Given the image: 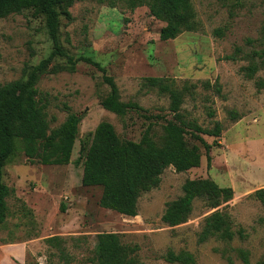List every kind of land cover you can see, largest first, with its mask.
Segmentation results:
<instances>
[{"label": "rangeland", "instance_id": "374dc122", "mask_svg": "<svg viewBox=\"0 0 264 264\" xmlns=\"http://www.w3.org/2000/svg\"><path fill=\"white\" fill-rule=\"evenodd\" d=\"M128 2L119 0L113 7L98 0L67 4L60 15L62 47L98 61L114 78L121 99L137 101L147 115L172 117L168 96L144 86L145 77L196 82L197 93L182 106L187 117L203 127L216 121L223 125L220 136L204 135L211 144L210 165L202 145L197 153L177 154L160 184L140 196L137 215L101 206L102 187L82 183L81 140L104 120L121 137L139 140L149 119L136 111L119 116L104 108L101 102L110 88L102 71L82 60L71 69L65 57L56 56L39 75L37 87L47 99L51 128L76 112L79 132L74 139H38L33 154L25 153L21 138L15 139L3 167L11 193L0 238L27 242L26 264H97L94 247L100 232H116L122 242L137 244L136 256L145 264H179L165 258L169 249L190 251L194 264H228L225 249L234 264H243L238 248L248 250L252 262L263 260L264 207L252 193L264 187V68L249 74L248 58L226 56L237 47L244 53L264 47V0H190L193 27L167 40L160 38L165 19L154 16L148 4ZM51 40L44 18L32 9L0 18V83L26 78L52 51ZM204 81L213 87L205 88ZM164 122L158 118L156 135ZM199 177L233 188L224 209L234 228H243V238L226 242L211 237L200 243L198 233L212 211L203 199L194 202L185 222L171 226L163 221L167 204L182 195L185 180ZM52 236L56 238L49 241Z\"/></svg>", "mask_w": 264, "mask_h": 264}, {"label": "trees", "instance_id": "16d2710c", "mask_svg": "<svg viewBox=\"0 0 264 264\" xmlns=\"http://www.w3.org/2000/svg\"><path fill=\"white\" fill-rule=\"evenodd\" d=\"M72 1L0 0V18L24 9H32L35 15L44 18L47 32L53 42L50 54L33 66L26 78L0 83V225H4L6 221V199L11 193L10 187L3 182V167L13 152L15 139L21 138L25 153L33 154L38 139H74L79 132L81 116L76 112H69L66 119L54 128H51L47 119L45 110L47 99L41 96L37 81L54 57H65L66 64L71 69L82 60L92 63L102 71L103 80L110 88L101 102L107 110L119 116H124L130 111L141 113L144 110L137 101L121 99L114 78L107 74L105 67L98 61L83 55L76 57L62 47L59 41L60 15ZM98 1L113 7L119 0ZM128 1L131 6L148 4L154 16L167 21L160 30V38L163 40L175 38L183 29L193 27L190 0ZM226 58L231 60L248 58L247 71L254 74L264 68V47L254 49L250 53H244L242 48L237 47ZM203 84L205 88L213 87L209 81H204ZM143 85L168 96V107L172 117L141 113L149 122L139 140L123 138L111 122L101 121L89 137L81 140L79 155V159L83 161V185L101 186L100 205L129 216L138 214L140 196L160 184L162 173L177 154L188 156L197 153L202 145L210 165L211 144L204 135L220 136L223 130L220 121H216L213 127H203L196 119L187 117L184 112L182 106L186 97H194L197 93L196 82L184 80L179 83L172 77L147 76L143 79ZM209 114L213 116L214 111L210 110ZM158 118L165 122L162 124V133L156 135L154 125ZM189 138L194 141H190ZM182 190L181 196L167 204L162 216L164 222L171 226L185 222L193 210L194 202L203 199L205 205L212 211L205 216L198 233L200 243L211 237L230 242L237 235L240 238L245 236L242 227L234 228L233 218L224 209L234 194L231 186H221L210 177H199L186 179ZM252 195L264 207V187L256 189ZM61 209L64 211L66 208L62 205ZM96 237L94 252L97 264H145L136 256L139 246L122 242L119 233L100 232ZM55 238L52 236L48 240ZM226 252L225 249L223 255L228 264H234V259ZM237 253L243 264H264V259L252 262L248 250L244 248H238ZM64 257H68V254L65 253ZM165 258L179 264L195 263L194 254L187 250L176 252L169 249Z\"/></svg>", "mask_w": 264, "mask_h": 264}, {"label": "crops", "instance_id": "0c3cea01", "mask_svg": "<svg viewBox=\"0 0 264 264\" xmlns=\"http://www.w3.org/2000/svg\"><path fill=\"white\" fill-rule=\"evenodd\" d=\"M28 247L24 241H7L0 238V264H26Z\"/></svg>", "mask_w": 264, "mask_h": 264}]
</instances>
